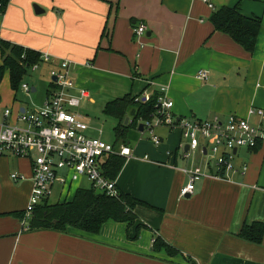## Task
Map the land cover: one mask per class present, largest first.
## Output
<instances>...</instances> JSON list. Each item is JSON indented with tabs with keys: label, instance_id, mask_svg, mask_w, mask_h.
Wrapping results in <instances>:
<instances>
[{
	"label": "crops",
	"instance_id": "0c3cea01",
	"mask_svg": "<svg viewBox=\"0 0 264 264\" xmlns=\"http://www.w3.org/2000/svg\"><path fill=\"white\" fill-rule=\"evenodd\" d=\"M211 2L215 10L237 6L261 20L252 54L214 31L215 10L190 0H17L22 10L15 31L6 29L8 5L0 41L47 54L48 73L70 62L75 89L69 94L87 92L77 108L102 105L103 111L112 100L157 96L166 86L177 118H245L250 108L264 109V0ZM32 3L44 12L36 15ZM139 24L146 31L136 41ZM203 70L208 77L199 80ZM157 135L158 146L141 135L134 146L127 141L133 157L116 178L119 192L143 203L134 208L135 223L106 222L95 235L23 226L17 214L31 193L30 163L0 156V264H264V238L253 244L237 236L245 224H264V145L237 152L236 166H247L243 175L230 182L202 179L182 199L187 178L181 169H204L205 160L184 158L187 144L179 130L162 128ZM14 173L23 177L17 184ZM156 237L178 255L153 252Z\"/></svg>",
	"mask_w": 264,
	"mask_h": 264
},
{
	"label": "built area",
	"instance_id": "2783aa9c",
	"mask_svg": "<svg viewBox=\"0 0 264 264\" xmlns=\"http://www.w3.org/2000/svg\"><path fill=\"white\" fill-rule=\"evenodd\" d=\"M200 1L210 10H215L211 0ZM2 16L4 13H0ZM146 28L139 24L133 29V37L138 41ZM41 60L48 61L47 54H41ZM33 65L28 70H36ZM70 62L63 61L59 70L49 73L51 78L46 98L40 109L24 108L19 103L6 107L0 121V156H12L26 159L30 163L32 188L25 206L21 223L27 226L33 211L44 202L57 195H66L70 188L81 179H85L92 189L108 197L116 198L119 190L116 179L110 180L105 174L104 164L111 156H118L125 161L133 157L129 144L113 143L102 140V131L90 123L74 109L79 101L87 97V92L80 89L79 96L69 94L75 89V83L69 73ZM56 78V82L52 81ZM207 71H200L199 80H206ZM52 86L54 88H52ZM31 91L26 82H21L19 90ZM32 92V91H31ZM135 97L134 102L147 100L146 94ZM174 103L168 96V88L160 86L155 98L154 112L149 121L143 122V136L147 131L153 145L160 144V138L154 134L158 129H177L181 139L187 144L188 151L184 158L191 159L196 154L206 158L204 169L195 166L181 169L187 178L186 184L179 191L180 198L191 196L195 184L202 179L230 182L237 174L243 175L247 166H236L237 152L240 149L254 150L259 144L264 145V109L250 108L247 117L228 115L221 119L214 116L207 120H189L177 118L173 113ZM255 118L252 122L249 118ZM96 132V137H89V132ZM13 182L23 179L21 175L11 174Z\"/></svg>",
	"mask_w": 264,
	"mask_h": 264
},
{
	"label": "trees",
	"instance_id": "16d2710c",
	"mask_svg": "<svg viewBox=\"0 0 264 264\" xmlns=\"http://www.w3.org/2000/svg\"><path fill=\"white\" fill-rule=\"evenodd\" d=\"M9 2L10 0H0V13L5 12ZM210 23L214 31L228 36L248 54L253 53L262 28L259 18L242 15L237 6H223L214 11L210 17ZM41 62L39 52L18 45L11 46L7 42L0 41V84L5 73H8L10 88L17 93L28 69L33 65H40ZM134 98L125 96L112 100L103 108L102 113L116 122L113 128L115 137L113 145L116 147L120 144H127L128 132L130 130L138 132V125L149 121L154 112L155 95L139 103H135ZM131 112L133 119L125 125L127 114ZM261 145L259 144L254 151H257ZM124 163L125 160L118 156L107 158L104 164L107 178L115 180ZM63 200L53 204L44 202L38 206L33 211L26 227L33 231L51 230L67 233L69 230H74L87 235H95L106 222L133 225L136 220L134 208L143 204L128 194L119 192L118 197L112 198L96 192L91 187L76 189L70 198ZM23 213L17 214L20 220ZM137 231L138 234L139 227ZM237 236L244 241L261 244L264 238V224L257 222L251 225L245 224ZM153 242V252L165 253L169 257L178 255L175 249L159 237H156Z\"/></svg>",
	"mask_w": 264,
	"mask_h": 264
},
{
	"label": "rangeland",
	"instance_id": "374dc122",
	"mask_svg": "<svg viewBox=\"0 0 264 264\" xmlns=\"http://www.w3.org/2000/svg\"><path fill=\"white\" fill-rule=\"evenodd\" d=\"M20 4L21 3H17V0H10L8 4L10 7V9L8 10L10 13V16H8L6 20V29L8 32L13 33L15 31V25L13 21L16 18H18L17 12H20L22 10V6ZM33 5H38V4L32 3V8H33ZM13 9H14V14L11 15V13L13 12ZM5 12L3 16L0 14V22H3L4 18H6ZM8 44H10L11 46L13 45L11 43H8ZM54 67L56 71L59 70V67L57 66H54ZM48 72H49V66L45 60H42L41 64L36 70L34 71L28 70L26 76L23 78V81L26 82L30 86V89L34 87L36 91L35 92L30 91L29 93L18 91L16 93L14 103H19L24 108H28V109H31V108L40 109L42 107L44 99L46 98V93L50 91L49 84H50L51 78L49 77ZM12 97L13 95H12V90L10 88L9 75L8 73H5L3 80L0 84V121L2 119V113H3L4 108H6V106L8 105L9 107L12 105L11 103ZM74 112L83 116V118L87 120L91 126H94V128L100 129L102 131V135H101L102 140H104L105 142L113 143L115 139L113 128L116 122L115 120L109 117H106L102 113V105H97L94 107H87V109L86 108L84 109L83 107L80 106V108L74 109ZM131 114L132 112L127 114L128 123L131 121V119H133V114L132 115ZM124 124H125V121H124ZM134 134L139 135L137 139L134 138ZM154 134L157 135V130L154 131ZM140 135H141L140 133L137 134L135 131L130 130L128 132L127 139L130 141V144L134 146L135 143L138 141ZM88 136L96 137L97 133L94 131L89 132ZM150 138H151L150 134L147 131H145L142 136V141L151 140ZM118 142H120V140H118ZM243 150L244 149L239 150V155L242 154ZM201 159L206 160V158L203 156L201 157ZM0 183L1 185H4V180H1ZM76 188L77 189H87V188H90V184L85 179H81L80 182L75 183L70 188L69 193L67 195L65 194L66 193V190H65L64 194L60 197H58V195L56 194L57 191L59 192L58 188H56L54 196L51 197L48 200V202L50 204H53L59 201H64L63 200L64 198H70L72 196Z\"/></svg>",
	"mask_w": 264,
	"mask_h": 264
},
{
	"label": "water",
	"instance_id": "95a60500",
	"mask_svg": "<svg viewBox=\"0 0 264 264\" xmlns=\"http://www.w3.org/2000/svg\"><path fill=\"white\" fill-rule=\"evenodd\" d=\"M33 9H34V12L36 15H40L44 12L43 9H41L38 5H33ZM52 81L53 82H56V78L55 77H52ZM31 91L34 92V88H31ZM128 123V118L125 119V125ZM137 131L139 133H141L143 131V124H139L138 125V128H137ZM188 146L185 147V151L188 150ZM189 196H186V198H188Z\"/></svg>",
	"mask_w": 264,
	"mask_h": 264
}]
</instances>
